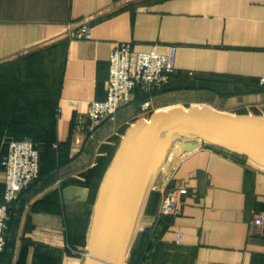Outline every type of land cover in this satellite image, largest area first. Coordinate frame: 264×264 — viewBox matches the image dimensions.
Returning <instances> with one entry per match:
<instances>
[{"label": "crops", "instance_id": "0c3cea01", "mask_svg": "<svg viewBox=\"0 0 264 264\" xmlns=\"http://www.w3.org/2000/svg\"><path fill=\"white\" fill-rule=\"evenodd\" d=\"M85 21L90 38L65 32ZM121 42L138 51L176 45L177 72L163 90H137L115 120L76 130L87 101L106 98L109 55ZM263 75L264 0H0V200L7 138H30L40 151L38 177L9 208L0 264H75L60 248L68 189L81 197L89 175L99 189L141 102L164 101L154 111L184 101L264 115ZM173 187L185 204L178 215L163 214ZM261 213L263 168L202 144L169 154L126 263L264 264V223L254 222Z\"/></svg>", "mask_w": 264, "mask_h": 264}, {"label": "water", "instance_id": "95a60500", "mask_svg": "<svg viewBox=\"0 0 264 264\" xmlns=\"http://www.w3.org/2000/svg\"><path fill=\"white\" fill-rule=\"evenodd\" d=\"M204 143L264 169V115L174 105L126 129L97 191L81 264H125L167 155ZM75 186L68 189L73 199ZM83 200L86 194H80Z\"/></svg>", "mask_w": 264, "mask_h": 264}, {"label": "built area", "instance_id": "2783aa9c", "mask_svg": "<svg viewBox=\"0 0 264 264\" xmlns=\"http://www.w3.org/2000/svg\"><path fill=\"white\" fill-rule=\"evenodd\" d=\"M65 32L75 38H90L91 26L88 22L74 25L69 22ZM176 45H169L166 52L153 47L148 51L134 50L129 42L118 43L109 55V77L107 96L103 100L87 101V111L79 113L75 128L93 131L104 120H115L121 106L133 102L135 90L146 92L165 89L172 81L177 68L175 65ZM264 86V75L259 79ZM149 111L150 100L139 105ZM59 113V108L57 109ZM8 151L2 159L5 171V189L0 200V254L6 246L8 211L18 193L27 188L40 173V151L38 142L30 138H7ZM185 204L184 191L180 187L167 189L163 194L160 211L163 214L178 215ZM256 224L264 223V213L255 217ZM84 257L87 251L83 252Z\"/></svg>", "mask_w": 264, "mask_h": 264}, {"label": "rangeland", "instance_id": "374dc122", "mask_svg": "<svg viewBox=\"0 0 264 264\" xmlns=\"http://www.w3.org/2000/svg\"><path fill=\"white\" fill-rule=\"evenodd\" d=\"M182 102H181L182 106L190 105V103H185L184 101ZM163 104L164 101H159L158 105L154 104L155 106L154 107L152 106L149 111H143L138 106L136 110V115H134V117L148 119L151 113L154 111V109L158 108L159 106L160 107L164 106ZM202 145H207V144L202 143ZM96 184L97 183H95V175H89V177H87L86 182L84 184V189H85L84 193L87 196V201L82 202V200H79L80 198L76 197L70 201L67 200L64 206L63 212L65 218V224H64L65 230H64L63 244L60 248L64 253V259L71 261L72 263L75 264L79 263L80 259H83L81 252L83 253L84 251L83 249H81L80 243L83 237L85 220L87 221L88 217L89 216L91 217V212L93 209L95 197L98 191L96 188ZM130 252L131 251H129V254ZM129 256L131 257V255ZM128 263L131 264L129 261ZM43 264H60V262L56 263L55 261H52V263H50V261H48V262H43Z\"/></svg>", "mask_w": 264, "mask_h": 264}, {"label": "trees", "instance_id": "16d2710c", "mask_svg": "<svg viewBox=\"0 0 264 264\" xmlns=\"http://www.w3.org/2000/svg\"><path fill=\"white\" fill-rule=\"evenodd\" d=\"M138 90V91H137ZM136 91H137V95L138 94H144V95H147V94H149V92H146V91H143V90H141V89H136L135 90V98H136ZM135 100V99H134ZM133 100V101H134ZM208 146H210V145H208ZM210 147H212V146H210ZM212 148H214V149H216V150H219V151H222V152H224V153H227V154H229V155H232V156H234V157H237V158H239V159H242V160H245V158H243V157H239V156H236V155H233V154H230V153H228V152H226V151H224V150H222V149H220V148H216V147H212ZM26 189V188H25ZM24 190V189H23ZM12 205V204H11ZM10 205V206H11ZM87 223H88V219H87V221L85 220V226H84V229H83V231H85V229H86V226H87ZM84 238H85V235H83V237H82V239H81V242H84Z\"/></svg>", "mask_w": 264, "mask_h": 264}]
</instances>
